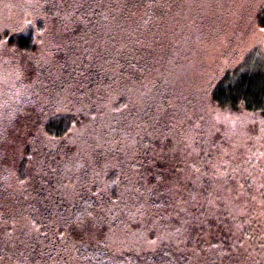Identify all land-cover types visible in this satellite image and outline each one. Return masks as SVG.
<instances>
[{
	"label": "trees",
	"instance_id": "1",
	"mask_svg": "<svg viewBox=\"0 0 264 264\" xmlns=\"http://www.w3.org/2000/svg\"><path fill=\"white\" fill-rule=\"evenodd\" d=\"M158 3L167 6L165 11L158 9ZM170 3L171 0H53L52 3L33 0L28 9L20 7L22 3L14 9L9 8L6 19H1L6 23L0 21V41L4 40L16 51L35 52L40 48L38 51L53 53L44 66L47 80L59 72V78L55 77L52 84H72L79 101L88 105L94 99V108H63L64 102H54L49 95L54 107L44 119L35 118L31 134L20 135V139L14 130L1 128L0 164L12 166L13 172L16 168L17 179H24V169L30 160L32 162L33 155L38 156L41 146L47 151L50 148L57 150L56 160L62 159L65 163L69 154L61 151L76 146L79 137L76 127L83 125L84 118L93 111L95 123L108 108L104 130L111 133L108 148L115 151V156L109 159L114 165L107 169L104 180L94 176V190L99 200V204L94 205V212H91V198H81L73 211L64 212L63 198L59 199L58 205L46 206L42 212H19V219L26 217L29 221L26 227L19 225L22 227L19 229L16 226L17 207L12 206L10 196H4L17 179L12 172L7 178L9 181L3 180L6 184L0 188V264H209L213 260L227 259L232 249L239 251L238 257H243L242 261L263 264L264 258L259 252L261 248L264 250V180H255L251 184L252 175H246V179L240 181L231 174L224 179L227 165L238 164V157H225L218 163L210 157L217 150L216 141H212L215 138L211 136L210 117L204 118L205 124L200 125L187 117L182 107L176 111L163 101L166 115L172 116L176 123L180 118H184L183 124L198 123L191 132L197 137L192 145L203 151L201 158L206 163V172L201 179L191 178L193 181L188 183L174 182V178L169 181L161 179L166 174L174 177L179 171L170 152L167 155L157 151L163 147L160 138L154 141L138 139L136 146L130 147L135 151L134 157L129 147L127 159L118 157V151L133 130L130 120L139 111L132 103L138 101L139 93L136 95L134 91L146 68L142 34L144 31L150 34L165 26L172 16ZM11 16L16 19L10 20ZM68 19L78 22L62 23ZM261 20H264V8ZM85 34L94 38V55L88 61L84 52L80 64L70 52L64 51L66 47L62 41L74 37L72 42H82ZM243 63L218 75L207 90V99L210 105L224 113L264 114V67L255 69ZM7 125L11 124L8 122ZM145 148L156 150L154 158L151 157L152 151ZM17 149L19 154H15ZM249 154L246 160L254 163L252 152ZM54 156L52 164L60 167L56 160L53 161ZM200 162L202 160L196 157L194 166H200ZM257 162L258 169L260 163ZM121 168H124L122 176ZM132 173L138 178L137 189H143L145 185L149 197L144 201L136 200L135 205L131 204L133 202L127 204L134 205L132 208L137 212H159L157 216L149 217L150 220L143 216L140 220H132L131 215L127 218L123 212L117 211L122 209L123 186L125 184L127 191ZM187 187L192 189L189 196L184 193ZM180 194L183 201L188 200L191 205V219L188 221L191 225L183 243L179 242L182 238L179 229L183 228L182 212L186 211L181 209ZM142 203L144 206L140 209ZM111 215H114L113 219ZM161 224L165 226L164 230L149 246L143 239L135 238V233L143 228H149L148 237L154 236L158 233L156 225L160 227ZM171 229L178 231L169 233L163 240L160 233L171 232ZM25 230L31 236L23 235ZM18 234L22 236L18 238ZM26 239L31 242L24 243ZM119 239L125 243H119Z\"/></svg>",
	"mask_w": 264,
	"mask_h": 264
},
{
	"label": "rangeland",
	"instance_id": "2",
	"mask_svg": "<svg viewBox=\"0 0 264 264\" xmlns=\"http://www.w3.org/2000/svg\"><path fill=\"white\" fill-rule=\"evenodd\" d=\"M38 1L41 0H34V2ZM47 1L52 3L53 0ZM21 3L23 5L20 7L28 9L33 5V0H0V21L3 22L6 19L9 8L14 9ZM157 6L161 12L167 8L161 3ZM263 8L264 0H171L169 9L172 16L167 22L163 20V23H166L165 26L150 34L145 31L142 34L146 68L141 83L134 91L136 95L139 93L138 101L132 103L139 111L132 118L133 120H130V127L133 130L128 133L127 140L118 151V157L121 160L128 158L130 147L136 146L138 139L150 138L154 141L160 138L163 147L157 148V151L160 150L167 155L170 152L178 164L179 171L174 177L166 174L161 176V179L169 181L174 178V182L188 183L193 181L191 178L203 177L206 172L204 167L206 163L204 164L201 158L203 151L192 145L197 137L192 134L191 129L197 127L198 123L183 124L184 118H180L176 123L172 116L169 118L166 115V106L163 104L165 101L176 111L182 107L185 115L198 121L200 125L205 124L204 118L210 117L208 122L212 127L211 136L215 138L212 141L214 143L216 141L217 147L210 157L215 158L216 163L225 157H234V155H236L235 159L238 157V164H234L236 166L227 165L225 180L229 174L236 175L238 177L236 179L240 181L246 179V175H252L251 184L255 180L261 182L262 179L264 180V114L224 113L210 105L206 96L215 78L231 66H238L244 62L243 65L255 69L264 67L262 59L264 58V31H261L264 29V20H261ZM14 19H16L15 16L10 17V20ZM67 21L69 24L78 22L68 19L62 23L66 24ZM73 39L74 37L62 39L63 41L60 39L66 47L64 51L70 52L80 64L84 52L88 55L86 58L88 61L92 59L94 38L91 39L85 34L82 42H72ZM47 42L50 43V41ZM83 46L85 48H82ZM38 50L16 51L13 46H7L4 40L0 41V130L1 128L2 130L12 129L20 139V135L32 133L35 118L44 119L54 107L51 105L53 101L48 98L49 95L55 99L54 102L60 100L64 102L63 108L66 106L80 110L94 108V99L90 100L88 105L79 101L77 91L72 84H62V82L58 85L52 84L51 81L55 77V79L59 78V72L47 80L45 73L47 70L44 66L53 53L51 54L48 50L46 53ZM138 59L141 61V55ZM50 86L53 88L50 89ZM57 109L61 108L57 107ZM109 109L102 111L103 113L101 112L102 114L98 117L99 120L97 118L95 123L94 111L90 112L84 118L83 125L79 124L76 127L75 132H78L79 136L76 146L71 150L61 151L69 154L65 158V163L62 159L56 160L57 150L50 148L47 151L41 146L38 156L33 155L32 162L30 160L27 169H24L26 173L24 179H17L16 168L13 172L12 166L0 164V188L5 187L6 183L2 181H9L7 178L12 172L15 180L17 179L15 185L6 190L4 196H10L12 206L17 207L18 229L22 228L20 226L26 227V224H29L26 217L19 219V212H42L46 206L55 207L59 204V199L63 198L64 212L73 211L74 205L79 204L81 198L92 199L91 212H94V205L99 204L96 198L97 192L94 190V176H100L102 177L100 179L104 180L107 169L109 170L110 165H114L109 161L115 156V151L108 148L111 133L104 130ZM7 117L11 119L6 120ZM8 122L10 126L7 125ZM192 124L193 127L190 128ZM16 144L20 146L19 143ZM128 147L129 150L126 151ZM144 150L152 151L151 157L154 158L155 149L145 148ZM16 151L15 154H19V150ZM250 151L254 156V163L246 160L247 155L249 157L251 154H249ZM130 153L133 157L135 156L134 150L131 149ZM53 155H55L53 161L56 160L60 167L52 164ZM196 157L202 160L199 163L200 166H194ZM16 158L18 159V155ZM257 161L260 163L258 169ZM123 170L124 168H121V176ZM219 176H217L218 179ZM137 180L138 178L132 173L130 186L127 184V191L123 183L125 189L123 205L122 209L117 211L123 212L127 218L131 215L132 220H140L142 216L150 220L149 217H155L159 212H137L132 208L136 200L144 201L146 197H149L145 185L143 189L142 187L137 189L138 187L135 186L139 185ZM191 190V187L185 188V195L189 196ZM179 199L183 204L181 209L186 211L182 212L183 228L179 229L182 233L179 242L183 243L191 225L188 222L191 219L189 210L191 205L187 202L188 200L183 201L181 194ZM128 202H133L131 204L134 205H129ZM143 206L144 203L139 208L142 209ZM134 212L136 213L132 214ZM111 218L113 219L114 215H111ZM156 227L158 233L154 236L148 237L147 229L149 228H143L141 232L135 233V238L140 241L143 239L142 241L148 242L145 245L149 246L156 237L159 238V232L165 228L162 224ZM152 228L156 231L155 226ZM175 230L160 233L163 240L169 233H175ZM18 235V238L22 236ZM23 235L31 236L26 230ZM29 242L31 241L26 239L24 243ZM118 242L125 243L121 239ZM129 243L132 242H126V244ZM259 253L264 258L263 248ZM238 254V250L232 249L227 259L213 260L209 264H251L242 261L243 257L239 259Z\"/></svg>",
	"mask_w": 264,
	"mask_h": 264
},
{
	"label": "snow or ice",
	"instance_id": "3",
	"mask_svg": "<svg viewBox=\"0 0 264 264\" xmlns=\"http://www.w3.org/2000/svg\"><path fill=\"white\" fill-rule=\"evenodd\" d=\"M261 31H264V29H261Z\"/></svg>",
	"mask_w": 264,
	"mask_h": 264
}]
</instances>
